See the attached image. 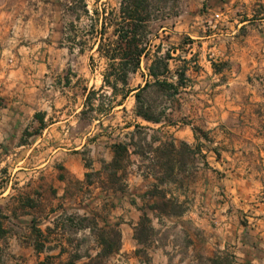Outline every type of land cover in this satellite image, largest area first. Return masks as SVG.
Wrapping results in <instances>:
<instances>
[{
	"label": "crops",
	"instance_id": "crops-1",
	"mask_svg": "<svg viewBox=\"0 0 264 264\" xmlns=\"http://www.w3.org/2000/svg\"><path fill=\"white\" fill-rule=\"evenodd\" d=\"M120 1L0 0V264H264V163L226 132L208 143L204 109L184 96L222 33L202 16L163 25L123 98L104 82ZM159 49L173 56L168 79L184 64L188 81L154 122L136 114L135 92L156 80Z\"/></svg>",
	"mask_w": 264,
	"mask_h": 264
},
{
	"label": "rangeland",
	"instance_id": "rangeland-1",
	"mask_svg": "<svg viewBox=\"0 0 264 264\" xmlns=\"http://www.w3.org/2000/svg\"><path fill=\"white\" fill-rule=\"evenodd\" d=\"M176 5L173 14L163 21V25H170L179 15L181 17L178 19L187 20L202 16L207 33L223 35L221 39L215 37L209 48L214 44L216 48L208 51L207 47L199 58L200 63L194 65H197L195 70L201 71L202 76L190 79L198 83L199 88L190 90L188 95L184 94L205 111L200 124L204 126L203 133L209 132L207 142H212L213 130L226 132L233 144L246 147L247 157L263 166L264 0H234L231 7L223 6L219 0H179ZM216 13H220V17H216ZM154 29L166 36L160 31L159 23L154 24ZM167 154V151L161 153L163 156ZM172 209L179 211L180 207L172 204ZM4 221L7 228L25 232L23 224L8 222L7 219ZM143 225L146 230L142 238H151L154 234L151 220H143ZM115 237H111L113 242ZM226 261L227 258L224 263ZM207 262L210 264V259Z\"/></svg>",
	"mask_w": 264,
	"mask_h": 264
},
{
	"label": "trees",
	"instance_id": "trees-1",
	"mask_svg": "<svg viewBox=\"0 0 264 264\" xmlns=\"http://www.w3.org/2000/svg\"><path fill=\"white\" fill-rule=\"evenodd\" d=\"M179 0H121L119 12L112 14L109 18V26H113L111 35H116V39L109 43L105 48V55L108 57V66L104 74L105 84L111 86L113 94L122 93L126 98L133 89L129 87L130 76L141 66L143 57H148L150 53V42L153 36L158 35L154 29V24L159 23L163 26V21L173 14V9ZM161 22V23H160ZM107 26L103 27L102 33L107 32ZM110 38V37H108ZM102 47V46H100ZM156 50V57L149 66V73L156 78L155 81H147L144 86H139L135 92L137 106L136 114L143 118L158 122L165 113L166 106L160 107L165 99L172 98L179 92L180 86H184L188 81L186 65L178 66L175 70L177 80L171 81L168 78L173 75L169 66V60L173 58L170 50L159 55ZM164 75L163 79L159 76ZM160 99V100H159ZM159 100V101H158ZM195 130L199 128L194 127ZM205 138L207 133H203ZM126 157L124 146L117 147L115 164ZM1 209V205H0ZM1 211V210H0ZM3 216H0V236L6 230L3 228ZM149 221L147 217L145 219ZM141 221L140 236L144 235L146 227ZM113 241L105 253L113 250ZM100 262V261H99ZM87 264H102L91 261Z\"/></svg>",
	"mask_w": 264,
	"mask_h": 264
},
{
	"label": "built area",
	"instance_id": "built-area-1",
	"mask_svg": "<svg viewBox=\"0 0 264 264\" xmlns=\"http://www.w3.org/2000/svg\"><path fill=\"white\" fill-rule=\"evenodd\" d=\"M216 17H220V13H216Z\"/></svg>",
	"mask_w": 264,
	"mask_h": 264
}]
</instances>
